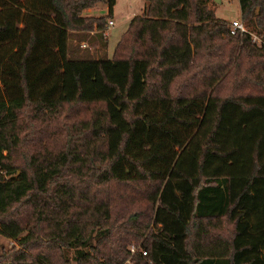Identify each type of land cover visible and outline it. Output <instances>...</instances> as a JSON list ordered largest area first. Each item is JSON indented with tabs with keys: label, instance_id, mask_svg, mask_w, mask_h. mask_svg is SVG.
I'll list each match as a JSON object with an SVG mask.
<instances>
[{
	"label": "trees",
	"instance_id": "1",
	"mask_svg": "<svg viewBox=\"0 0 264 264\" xmlns=\"http://www.w3.org/2000/svg\"><path fill=\"white\" fill-rule=\"evenodd\" d=\"M209 1L144 0L93 56L70 33L106 48L114 0H0V264H123L127 238L129 264H264V0L236 33Z\"/></svg>",
	"mask_w": 264,
	"mask_h": 264
},
{
	"label": "rangeland",
	"instance_id": "2",
	"mask_svg": "<svg viewBox=\"0 0 264 264\" xmlns=\"http://www.w3.org/2000/svg\"><path fill=\"white\" fill-rule=\"evenodd\" d=\"M211 3L208 2L210 5L214 7L215 15L219 18L226 19L229 23L234 19H240L245 25L243 19L240 17V9H239V3L238 0H221L220 2ZM144 0H114V3L112 5V15L111 19L113 24L112 25H106L104 29V36L106 37V48L100 49L98 47V41L96 40H88V38H82L80 40H76V35L81 33L79 31H73L71 32V36L69 39V45L71 48L80 55H93L97 56L100 53H105L106 55H110L112 51V47L117 40L120 32L125 28L127 21L135 16L141 13L142 6H143ZM88 12L91 14H102L106 12V4L103 2H99L95 4L93 7H90L87 9ZM245 27L248 29V27L245 25ZM252 40L257 45H264V38L261 37L259 34H257L256 31L252 30L251 32ZM89 34V32H88ZM91 35V34H89ZM73 121L76 119L82 117V109L81 107H77L73 109ZM52 145V144H51ZM107 192L111 194V196H114V206L115 207H122V205H128L131 208L136 209V211H144L146 208H148V200L146 199V196L143 192H137L135 187L133 186V183H113L107 188ZM140 239L127 238V241L124 245V251L127 252V256L123 260V264H129L131 253L134 251H137L140 247L139 244ZM10 246H13V248L16 249V247H19L17 244L12 243L11 239L3 236L0 234V249L3 248H10ZM133 247V251L130 250V247ZM68 264H76V262L71 257V252H68L67 256Z\"/></svg>",
	"mask_w": 264,
	"mask_h": 264
},
{
	"label": "built area",
	"instance_id": "3",
	"mask_svg": "<svg viewBox=\"0 0 264 264\" xmlns=\"http://www.w3.org/2000/svg\"><path fill=\"white\" fill-rule=\"evenodd\" d=\"M113 22H112V19H108L107 20V25H112ZM246 30V27L245 25H243L242 21L240 19H234L230 22L229 24V31L230 33H236L237 31H245ZM130 250L133 251V247L131 246L130 247ZM141 253L144 254L145 251L143 249H140Z\"/></svg>",
	"mask_w": 264,
	"mask_h": 264
},
{
	"label": "water",
	"instance_id": "4",
	"mask_svg": "<svg viewBox=\"0 0 264 264\" xmlns=\"http://www.w3.org/2000/svg\"><path fill=\"white\" fill-rule=\"evenodd\" d=\"M215 2H220L221 0H214Z\"/></svg>",
	"mask_w": 264,
	"mask_h": 264
}]
</instances>
